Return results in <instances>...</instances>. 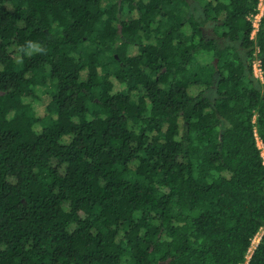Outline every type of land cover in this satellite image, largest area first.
<instances>
[{
	"label": "trees",
	"instance_id": "16d2710c",
	"mask_svg": "<svg viewBox=\"0 0 264 264\" xmlns=\"http://www.w3.org/2000/svg\"><path fill=\"white\" fill-rule=\"evenodd\" d=\"M259 1L0 0V264H264Z\"/></svg>",
	"mask_w": 264,
	"mask_h": 264
},
{
	"label": "built area",
	"instance_id": "2783aa9c",
	"mask_svg": "<svg viewBox=\"0 0 264 264\" xmlns=\"http://www.w3.org/2000/svg\"><path fill=\"white\" fill-rule=\"evenodd\" d=\"M264 15V0H260L259 4H258V11L254 14H251L248 16V20L252 22V26L253 29L251 31V39H254L256 37V34L259 30L260 27V22L261 19ZM260 53V49L257 48L256 51L254 52V56L252 59V72H253V76L259 80L260 82H264V70H263V65H262V59L259 56ZM256 136V140H257V144L258 147L262 149V156L264 158V143L262 141V139L260 138L258 132L255 133ZM258 241H254L252 247L250 248V253L248 255V258H250V256L253 253L254 248L256 247Z\"/></svg>",
	"mask_w": 264,
	"mask_h": 264
},
{
	"label": "flooded vegetation",
	"instance_id": "af4514ba",
	"mask_svg": "<svg viewBox=\"0 0 264 264\" xmlns=\"http://www.w3.org/2000/svg\"><path fill=\"white\" fill-rule=\"evenodd\" d=\"M209 25L212 26V28H211V32H210V31H207V30L205 29V26H209ZM205 26L203 27V31H204L205 36H206V34H209L210 36H212L211 34H214L213 36L216 37L217 39H219V42H220L222 45L225 43V41H227L226 38H224V37H218L217 35H215V31H214V27H215V25H214V22H213V21H209L208 24L205 25ZM213 36H212V37H213ZM225 39H226V40H225ZM240 43H241V42H240ZM240 43H239V42L237 43L238 51H239V54H240L241 58H242L244 61H246V60H247V57H246V55H245V52H246V49L249 50L250 48H244L243 46L240 45Z\"/></svg>",
	"mask_w": 264,
	"mask_h": 264
},
{
	"label": "rangeland",
	"instance_id": "374dc122",
	"mask_svg": "<svg viewBox=\"0 0 264 264\" xmlns=\"http://www.w3.org/2000/svg\"><path fill=\"white\" fill-rule=\"evenodd\" d=\"M211 28H212V26L211 25H209V26H205V29L207 30V31H210L211 32ZM212 36L214 35V34H211ZM212 36H210L209 34H206V37H212ZM263 231H264V229H262L258 234H257V236L255 237V239H254V241L256 240V241H260V239H261V237H262V234H263ZM253 241V242H254Z\"/></svg>",
	"mask_w": 264,
	"mask_h": 264
},
{
	"label": "clouds",
	"instance_id": "9594fccd",
	"mask_svg": "<svg viewBox=\"0 0 264 264\" xmlns=\"http://www.w3.org/2000/svg\"><path fill=\"white\" fill-rule=\"evenodd\" d=\"M28 49L36 50V51H43V49L39 48L38 45L33 44L31 41L28 42ZM31 54V52L29 53Z\"/></svg>",
	"mask_w": 264,
	"mask_h": 264
},
{
	"label": "crops",
	"instance_id": "0c3cea01",
	"mask_svg": "<svg viewBox=\"0 0 264 264\" xmlns=\"http://www.w3.org/2000/svg\"><path fill=\"white\" fill-rule=\"evenodd\" d=\"M214 31H215V29H214Z\"/></svg>",
	"mask_w": 264,
	"mask_h": 264
}]
</instances>
